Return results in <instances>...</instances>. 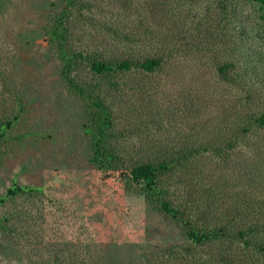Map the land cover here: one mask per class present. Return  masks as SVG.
Listing matches in <instances>:
<instances>
[{
  "label": "rangeland",
  "instance_id": "rangeland-1",
  "mask_svg": "<svg viewBox=\"0 0 264 264\" xmlns=\"http://www.w3.org/2000/svg\"><path fill=\"white\" fill-rule=\"evenodd\" d=\"M262 121L258 3L0 0V264H264ZM101 127L115 172L171 167L106 177Z\"/></svg>",
  "mask_w": 264,
  "mask_h": 264
},
{
  "label": "trees",
  "instance_id": "trees-1",
  "mask_svg": "<svg viewBox=\"0 0 264 264\" xmlns=\"http://www.w3.org/2000/svg\"><path fill=\"white\" fill-rule=\"evenodd\" d=\"M255 3L260 4L264 8V0H251ZM67 58V56H65ZM90 68L93 72L97 74H105L109 72H113L116 69H120L122 71H129L131 67L134 65L133 62L130 60H124L118 64H110L105 61L100 60H91L89 61ZM138 66L143 69L145 72H153L160 66V61L155 59H146L143 63L138 64ZM93 101V100H92ZM93 104L99 108L105 109V106L103 104L102 100H94ZM102 123L105 126H110L111 121L109 116L101 117ZM262 124H264V121H262ZM11 125V124H9ZM104 134L105 129L103 127L98 129L96 141L93 146V155H92V161L97 164V166L100 168V170L104 173L106 177L113 176L112 174L118 173L120 177L125 178L129 177L130 181L133 184L136 185H145L149 188L157 184V179L159 177V172H164L168 170L170 166L169 161H161L158 163H145L141 164L135 167H132L131 169L127 171H118L115 172L114 169L111 167L112 161L110 160L111 154H107V147L103 146L104 143ZM20 192H28L32 193L33 190L26 189L21 186H14V188L8 190V196H14L17 193ZM4 202V199L0 200V204ZM161 207L163 211L166 213H170L174 216L178 214V209L176 207H171L168 202H162ZM212 231V230H211ZM209 231V232H211ZM205 238L209 237V233H203ZM189 235L193 239H199L202 236H198L194 232L190 231Z\"/></svg>",
  "mask_w": 264,
  "mask_h": 264
}]
</instances>
